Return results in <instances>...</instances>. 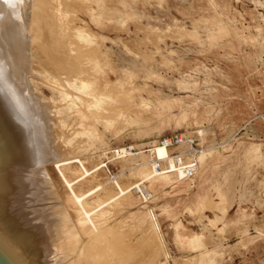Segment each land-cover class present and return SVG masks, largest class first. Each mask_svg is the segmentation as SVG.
Returning <instances> with one entry per match:
<instances>
[{
	"label": "rangeland",
	"instance_id": "rangeland-1",
	"mask_svg": "<svg viewBox=\"0 0 264 264\" xmlns=\"http://www.w3.org/2000/svg\"><path fill=\"white\" fill-rule=\"evenodd\" d=\"M46 1L28 84L63 263L264 264V0ZM171 133L196 150L189 178L139 167Z\"/></svg>",
	"mask_w": 264,
	"mask_h": 264
},
{
	"label": "bare ground",
	"instance_id": "bare-ground-1",
	"mask_svg": "<svg viewBox=\"0 0 264 264\" xmlns=\"http://www.w3.org/2000/svg\"><path fill=\"white\" fill-rule=\"evenodd\" d=\"M41 1L0 0V258L6 264H67L63 263V255L59 254L65 243L54 244V240L59 243L61 239L59 234L53 233L55 226H51L53 223L49 220V205L45 197V191H48L45 187L52 184H46L50 178L49 175L45 181L46 166L51 163L55 150L51 148L53 139L47 133L49 126L45 119L49 120L44 119L48 113L43 112L46 107L42 106L46 104L39 103V98L28 84L30 72L35 70L32 69L33 60H39V67L47 66L49 60L36 53L42 45L36 44L37 41L45 45L46 33L52 32L45 29L50 25V21L49 25L46 24L47 17L44 18L47 13L50 15L46 10L48 1ZM42 4L45 9H42ZM35 44L39 46L37 49ZM41 49L46 52L45 48ZM80 84L86 85L81 81ZM160 150L165 149L154 147L156 157ZM197 164L193 175L199 170ZM146 166H149L148 162L139 165ZM149 213L158 238L160 234L165 255L170 259L154 214L152 211ZM81 221V224L85 223Z\"/></svg>",
	"mask_w": 264,
	"mask_h": 264
},
{
	"label": "built area",
	"instance_id": "built-area-1",
	"mask_svg": "<svg viewBox=\"0 0 264 264\" xmlns=\"http://www.w3.org/2000/svg\"><path fill=\"white\" fill-rule=\"evenodd\" d=\"M160 146L169 150L168 158L158 159L154 152V147ZM127 147H124V149ZM148 164L156 173L176 172L183 178L191 177L197 169L196 150L190 140L185 139L181 134L171 133L159 137L151 145L144 148ZM114 156L121 154L120 149L113 151ZM137 194L139 192L136 191Z\"/></svg>",
	"mask_w": 264,
	"mask_h": 264
},
{
	"label": "water",
	"instance_id": "water-1",
	"mask_svg": "<svg viewBox=\"0 0 264 264\" xmlns=\"http://www.w3.org/2000/svg\"><path fill=\"white\" fill-rule=\"evenodd\" d=\"M159 239H160V242H161L160 234H159ZM0 264H6V263L0 258Z\"/></svg>",
	"mask_w": 264,
	"mask_h": 264
}]
</instances>
